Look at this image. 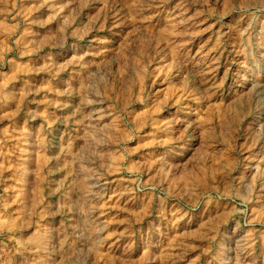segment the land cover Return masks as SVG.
Listing matches in <instances>:
<instances>
[{"label":"rangeland","instance_id":"obj_1","mask_svg":"<svg viewBox=\"0 0 264 264\" xmlns=\"http://www.w3.org/2000/svg\"><path fill=\"white\" fill-rule=\"evenodd\" d=\"M0 264H264V0H0Z\"/></svg>","mask_w":264,"mask_h":264}]
</instances>
